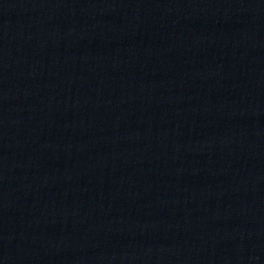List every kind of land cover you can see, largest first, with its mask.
<instances>
[{
    "label": "water",
    "instance_id": "1",
    "mask_svg": "<svg viewBox=\"0 0 264 264\" xmlns=\"http://www.w3.org/2000/svg\"><path fill=\"white\" fill-rule=\"evenodd\" d=\"M263 57L264 0H0V264L105 218Z\"/></svg>",
    "mask_w": 264,
    "mask_h": 264
}]
</instances>
